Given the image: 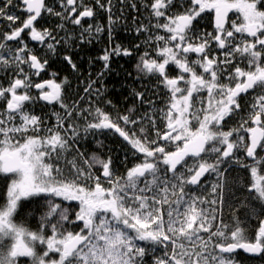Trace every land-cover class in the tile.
<instances>
[{
    "label": "snow or ice",
    "instance_id": "1",
    "mask_svg": "<svg viewBox=\"0 0 264 264\" xmlns=\"http://www.w3.org/2000/svg\"><path fill=\"white\" fill-rule=\"evenodd\" d=\"M118 3L119 15L113 13V0L91 6L83 0H3L0 5V21L9 22L0 32V72L10 75L0 84V264H239L232 255L237 250L264 256V219L249 236L239 221L231 228L222 221L214 226L217 209L201 207L223 203L222 166L232 164L247 171V191L264 205V0ZM125 7L148 14L147 22L131 17L136 36L143 37L131 47L113 37ZM16 8L22 16L12 13ZM97 8L108 13L107 29L82 24ZM206 14L212 31L199 27ZM53 17L54 27L42 25ZM66 23L79 26V37L58 34ZM105 31L108 47L98 57L103 62L98 77L111 70L113 57H132L143 46L136 68L167 89L166 107L159 109L166 130L157 128L148 111L138 119L129 109L114 120L100 107L67 103L68 81L57 82L55 72L51 79L33 80L46 71L48 59L25 37L55 54L60 44L91 43ZM63 59L79 70L71 55ZM170 65L177 75H169ZM96 84L93 80L84 91ZM147 91L134 89L133 103L153 105ZM95 94L103 95L99 87ZM40 101L63 110L53 112L54 127L46 128L29 110ZM81 117L85 133L114 130L142 155L140 162L118 174L111 156L85 158L74 148L80 135L75 121ZM144 119L156 129L155 139L144 135L143 126L138 135L119 123ZM62 159L70 166L67 174L59 166ZM211 173L217 176L210 194L216 198L193 195ZM37 197L44 198L46 210L33 229L16 217L23 201Z\"/></svg>",
    "mask_w": 264,
    "mask_h": 264
},
{
    "label": "trees",
    "instance_id": "2",
    "mask_svg": "<svg viewBox=\"0 0 264 264\" xmlns=\"http://www.w3.org/2000/svg\"><path fill=\"white\" fill-rule=\"evenodd\" d=\"M1 1V0H0ZM137 3H141L142 0H136ZM85 4L94 5L92 2H87ZM115 7L113 8V13L115 15L120 14V5L118 0H113ZM98 8L96 9V11ZM99 11V10H98ZM100 12V11H99ZM144 9L141 8L140 13L133 12L130 8H123L124 19L117 22L114 26V42L121 43L125 47H131L135 43H140V38L136 36L135 31H130L134 28L131 17L136 15L139 19L142 20ZM101 13V12H100ZM99 21L101 22L102 27L106 28V16L102 12L98 15ZM52 18L47 20V23L42 25L45 27H54L55 21L52 22ZM49 21V22H48ZM52 22V23H51ZM9 23L7 21H0V32L4 31V26ZM73 29L75 25L71 24ZM126 27V31H121L120 27ZM58 32V29H57ZM62 32V31H61ZM76 37L80 35L79 32H71ZM106 34V32H105ZM102 37V41L95 43H79L78 39L71 40L69 46L60 44L57 47L59 51V56L57 59L60 61L50 64L48 66L47 75L52 78V73H57V82L62 83L67 79L68 84L64 85L65 87V98L66 102L69 104L77 103L84 109L94 110L96 107H100L105 112H107L112 119H117L118 115H128L129 109H135L136 111L132 113L133 116L137 117L138 102L133 103V90L141 91L142 86L149 84L148 78L137 71L136 64L139 62V56L142 54V51L137 50L132 57H119V59L114 60L110 64V71L105 72L104 76L101 78L100 86L103 87L104 98L96 99L93 98L92 94H88L84 89L91 82L92 77L100 72L103 68V63L98 59L104 52V49L108 47L106 35ZM61 36H67L63 33ZM26 42H31L27 37H25ZM106 40V41H105ZM66 47V48H65ZM63 52H66L65 54ZM65 55H71L73 61L77 64L78 71H73L72 68L64 61ZM160 97H159V107L160 109L164 108V105L167 103V98L163 93L162 84L159 85ZM147 96L149 99H153L150 91H147ZM83 97V99H81ZM250 99V97H249ZM111 100L112 103L108 104L106 101ZM87 116L88 120H92L93 116H89L87 113H84ZM238 119V118H237ZM56 122V121H55ZM77 125L80 127L79 141H85L83 144H79V150L84 154V157H91L93 154L100 156L102 158H107L111 156L114 160L115 167L118 174H124L127 168H131L136 163H139L142 159V155L136 153L134 149L128 143H125L118 139L115 135L111 138V143L109 146H106L104 140L96 141V148L94 151L90 152V141L88 139V133L83 131V126L85 125V120L83 117L78 118L76 121ZM120 125L123 124V121L119 122ZM50 125L54 123L50 121ZM151 126V124L149 123ZM157 128L162 131L164 129L161 120L156 123ZM235 126V120H233L229 127ZM152 127V126H151ZM156 129L151 128V132L144 133L150 139H155L154 132ZM138 135H141L140 131H135ZM104 145L107 147L105 149ZM239 155V154H238ZM243 158V157H241ZM72 159V156L69 157ZM64 164H59L60 167L65 169L67 174V169L70 166H66V161ZM191 162V160H189ZM82 164V161H80ZM224 168V177L223 184V203H218L215 206L211 205H201L203 208H212L217 209L216 216L217 219L214 221V226H221V221L223 224L229 225V228L234 226V224L239 221L241 226L245 228L247 234L252 236L258 230V226L261 219H264V205H262L258 200L253 198V194L247 191L248 183V173L245 169L240 168L236 164L231 166H222ZM94 171L99 172V169H94ZM214 183V177H208V181L201 185L198 189L192 190L193 195L209 197L215 199V196L209 195L210 190L207 188L209 184ZM143 186V185H141ZM43 200H33L30 206L22 213V221L29 219L34 226L39 224L40 216L46 209ZM204 236H207V233H204ZM162 255V252L160 253ZM239 264H264V256H259L257 258H250L242 253H236L233 255Z\"/></svg>",
    "mask_w": 264,
    "mask_h": 264
},
{
    "label": "flooded vegetation",
    "instance_id": "3",
    "mask_svg": "<svg viewBox=\"0 0 264 264\" xmlns=\"http://www.w3.org/2000/svg\"><path fill=\"white\" fill-rule=\"evenodd\" d=\"M14 2L15 3H19V0H14ZM2 3H3V0L0 1V5H2ZM11 11H12L13 14H17V15H21V16L23 15L22 13L19 12V9L18 8L11 9ZM99 11L98 10L96 11V15L93 18H91V19H84V20H89V23H91L93 25H96V24L101 25V23L98 21L99 20L98 15L101 14ZM106 19H107V17H106ZM147 19H148V14H147V12H144L142 20L144 22H147ZM66 25H68L70 28H73V27H71L70 23H66ZM107 27H108V19L106 20V28L105 29H107ZM199 27H200L201 31H212L213 30L212 29L211 14H206V19L200 21ZM75 28L78 29L79 26H76L75 25ZM120 29L123 32L126 31V27H124L122 25H121ZM133 30H134V28L133 29H130V31H133ZM76 32H79V31H76ZM105 32H106V34H105ZM105 32L99 34L98 36H95L92 39V41L97 40V38H99L101 40H104V39H102V37L105 34L106 35V40H107V41L106 40L105 41L107 42V45H108V35H107V31H105ZM62 33L64 35H66V34H69L71 32H69V33L62 32ZM161 34H163V33H161ZM142 39H143V37L140 38V43H141ZM96 43H98V42H96ZM28 44L31 47H35L36 50L41 55V57H47V59H48V66L50 64H54V63L60 61L59 59H57V56H59V51L58 50H57V52L55 54H51V53H48L47 52V49L46 48H44L43 46L37 44L36 42L31 41V42H28ZM69 45L70 44L65 45V46H69ZM143 50H144V48L142 46L141 49H140V51L143 52ZM63 53L65 54L66 52H63ZM191 58H195V54H191ZM116 59H119V57H113L112 62L114 60H116ZM113 63H115V62H113ZM48 66H47L46 71L45 72H42L39 77L33 76L32 77L33 80L39 82V81H42V80L51 79V77H49L47 75V73L49 71ZM241 66L243 67L244 65H241ZM102 70H103V68L100 70V72ZM98 74L94 75L92 77V80H91V82L93 80H97V84L96 85H93V90L91 92H87V93L90 94V95L92 94L93 98L102 99V98H104V95L105 94L103 92V87L99 85V83H101L102 81H101V78L98 77ZM177 74H178V70L175 68V66L174 65H170L169 66V75L170 76H175ZM147 78L149 80V84H147L146 86H142V90L141 91H144L145 89H149L150 94L153 97L152 101H154V104L151 105V106H149L147 104H145L143 106L139 105L138 106V110L136 112L137 118L139 119L140 117H143L145 115V112L148 111L149 114H154L155 115V117H156V123L159 122V120H161V122L163 124V127H164L165 121L160 118L161 115H162V113L159 111V109H160V107H159V97H160L159 85H160V83L157 82V80L155 79V77H151V78L147 77ZM8 79H10V75L9 74H6L4 72H0V84L6 85L7 82H8ZM91 82H89V84H91ZM97 87H99L101 89V91L103 93L102 96H97L95 94V88H97ZM162 87H163V93L165 94L166 98L168 99L167 89L164 88L163 84H162ZM32 91L34 93L35 92V89H33ZM202 95H205V94H202ZM165 107H166V104L164 105V108ZM29 110L33 114L38 115V116L42 117L45 120V122H46L45 123V127L46 128L47 127H54L55 126L56 119H55V116L53 115V112L54 111L55 112H60L61 114H63V110H61L58 105H47L46 102H43V101H40V102L31 104L29 106ZM50 121H52L54 124L53 125H50L49 124ZM142 126L147 130V132H151V128L152 127L149 125V122L146 119L141 120L140 123L135 124V125H133V124H129V125L121 124V127L125 128V130L129 131L130 133L131 132H135V131H140V129H141ZM164 130H166L165 127H164V129L162 131H164ZM153 132H154V137L156 138V132L154 130H153ZM113 135H115L121 141L127 143L126 141L123 140L122 137L119 136L118 133H116L114 130H111V129L91 130V131H89L88 132V139L90 141V152H92V151L95 150V148H96V141L97 140L103 139L105 145L106 146H109V144L111 143V138L113 137ZM83 143H85V141H79V138H77V140L74 142V148H76V147L79 148V144H83ZM161 143H164V142L161 141ZM105 145H104V147H105V149H107V147ZM170 147H173V146H170ZM70 156L71 155H68L67 156V159H69ZM188 159L191 160L192 158H188ZM64 163L65 162H64L63 159L59 161V164H64ZM208 175L209 174H207V176L202 180L201 185H203L204 183H206L208 181ZM201 185H199L196 189H198ZM105 186H107V185H105ZM196 189H192V190H196ZM33 200H43L44 201V198L43 197H37V198H32L29 201H23L22 203H23L24 207L21 210L20 214L16 217V220L19 223H24L26 226L35 229L36 226L38 225V223H37L36 226L33 227L32 223H31V221L29 219H26L25 221H22L21 220V217L23 216L22 213L30 206V204L32 203ZM42 209H46V207H44ZM236 253H239V252H236ZM235 254H233V255H235Z\"/></svg>",
    "mask_w": 264,
    "mask_h": 264
},
{
    "label": "rangeland",
    "instance_id": "4",
    "mask_svg": "<svg viewBox=\"0 0 264 264\" xmlns=\"http://www.w3.org/2000/svg\"><path fill=\"white\" fill-rule=\"evenodd\" d=\"M83 2L84 3H87V2H92V3H95V0H83ZM99 10V9H98ZM100 12L102 13V12H104V11H102V10H100ZM105 13V16L106 17H108V13H106V12H104ZM53 20H52V22L53 21H55L56 22V19L57 18H55V17H53L52 18ZM99 21V20H98ZM49 22V21H48ZM51 22V23H52ZM100 22V21H99ZM101 23V22H100ZM82 24H83V26L84 27H87L89 24H91V23H89V20H83L82 21ZM96 25H99V24H96ZM94 27H95V25H93ZM100 26H102V25H100ZM64 32V33H69V32H73V31H79V32H81V29L80 28H78V29H73V28H70L68 25H66L65 24V28L63 29V30H59L58 29V34L60 35L62 32ZM67 36H75L76 37V35H74L73 33H69V34H66ZM61 36V35H60ZM79 37V36H78ZM100 41H102L101 39H99V38H97V40H94L93 42H100ZM80 43V42H79ZM59 46V45H58ZM102 62V61H101ZM103 63V62H102ZM56 119V118H55ZM208 177H214V183H212V184H209V187L207 188L208 190H210V192H209V195L211 194V190H212V186L214 185V184H216L217 183V176H216V174L215 173H211V174H209L208 175ZM207 205V204H206ZM201 235H204V233H202Z\"/></svg>",
    "mask_w": 264,
    "mask_h": 264
},
{
    "label": "water",
    "instance_id": "5",
    "mask_svg": "<svg viewBox=\"0 0 264 264\" xmlns=\"http://www.w3.org/2000/svg\"><path fill=\"white\" fill-rule=\"evenodd\" d=\"M85 19H90V18H85ZM206 176H207V174L205 175V177H206ZM205 177H204V178H205ZM204 178H203V179H204ZM197 187H198V186H196V187L193 188V189H196ZM237 252H242V253H244L243 250H237ZM234 254H235V253H234ZM244 254H246V255H248L249 257H252V258H257V257H259V256H251L250 254H247V253H244ZM232 255H233V254H232Z\"/></svg>",
    "mask_w": 264,
    "mask_h": 264
}]
</instances>
